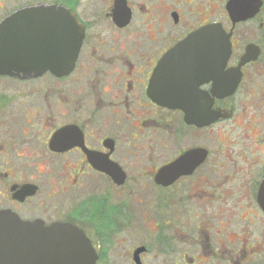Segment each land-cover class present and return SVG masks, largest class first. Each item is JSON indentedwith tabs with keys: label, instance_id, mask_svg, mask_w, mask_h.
Masks as SVG:
<instances>
[{
	"label": "flooded vegetation",
	"instance_id": "obj_1",
	"mask_svg": "<svg viewBox=\"0 0 264 264\" xmlns=\"http://www.w3.org/2000/svg\"><path fill=\"white\" fill-rule=\"evenodd\" d=\"M53 4L77 59L0 74V213L92 264H264V0H0V26Z\"/></svg>",
	"mask_w": 264,
	"mask_h": 264
},
{
	"label": "water",
	"instance_id": "obj_2",
	"mask_svg": "<svg viewBox=\"0 0 264 264\" xmlns=\"http://www.w3.org/2000/svg\"><path fill=\"white\" fill-rule=\"evenodd\" d=\"M228 9L233 18L246 17L247 13L238 12L232 2ZM81 39L75 19L57 5L19 10L0 26V74L19 78L40 77L47 72L56 76L67 74L74 67ZM185 53V41L170 52ZM0 264L92 261L83 236L73 227H43L0 213Z\"/></svg>",
	"mask_w": 264,
	"mask_h": 264
}]
</instances>
